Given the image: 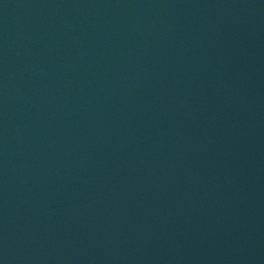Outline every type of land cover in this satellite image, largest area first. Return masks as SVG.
<instances>
[{"label": "water", "instance_id": "water-1", "mask_svg": "<svg viewBox=\"0 0 264 264\" xmlns=\"http://www.w3.org/2000/svg\"><path fill=\"white\" fill-rule=\"evenodd\" d=\"M0 264H264V0H0Z\"/></svg>", "mask_w": 264, "mask_h": 264}]
</instances>
